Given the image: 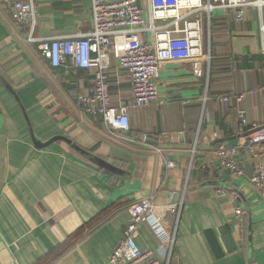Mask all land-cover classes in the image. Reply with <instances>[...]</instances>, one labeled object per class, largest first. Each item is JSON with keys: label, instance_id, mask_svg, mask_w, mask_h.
I'll return each mask as SVG.
<instances>
[{"label": "crops", "instance_id": "crops-1", "mask_svg": "<svg viewBox=\"0 0 264 264\" xmlns=\"http://www.w3.org/2000/svg\"><path fill=\"white\" fill-rule=\"evenodd\" d=\"M33 1L39 40L92 30L91 0ZM139 4L147 15L149 0ZM202 18L207 39L199 72L191 63L165 64L158 101L131 108V129L123 136L77 105L94 91L93 70L52 68L40 43L28 42L30 27L15 23L0 0V264H107L131 208L148 198L162 230L144 222L135 241L161 264H264V197L250 183L264 167V143L248 147L253 129L239 115L243 110L250 123L264 126L258 16L248 9L239 22L232 10L216 8ZM122 43L111 49L109 82L114 104L126 108L133 103L131 84L116 76ZM145 134V144L135 141ZM221 147L239 148L245 177L220 166L214 155ZM181 200L179 214L168 211Z\"/></svg>", "mask_w": 264, "mask_h": 264}, {"label": "built area", "instance_id": "built-area-1", "mask_svg": "<svg viewBox=\"0 0 264 264\" xmlns=\"http://www.w3.org/2000/svg\"><path fill=\"white\" fill-rule=\"evenodd\" d=\"M92 30L85 35L56 37L39 40L35 37L36 6L33 0L5 3L10 8L12 20L19 26H29V43L39 42L40 56L52 67L66 70H93L94 91L81 97L79 108L93 115L101 116L108 131L126 136L131 129L129 110L144 109L159 99L157 80L165 64L191 63L198 73L205 59L202 40V14L216 8L234 12L239 22L245 19L248 9L255 10L259 21V34L264 51V0H149L147 15L139 0H91ZM148 34L145 42H139L140 35ZM117 40H123L118 53V79L126 78L131 84L133 103L120 108L113 102L110 92L109 72L111 49ZM221 101L230 104L232 99L221 96ZM243 96H236L234 102L241 104ZM186 104L188 102H185ZM242 125L251 127L253 132L247 138L248 147L264 143V126L250 123L245 111H239ZM147 134L135 140L145 144ZM132 141V140H131ZM254 151V150H253ZM238 147H221L215 152V159L232 177H245L238 161ZM167 162L168 168L174 167ZM261 196L264 197V167H259L250 180ZM184 202L170 206L168 211L179 214ZM131 222L123 239L116 246L107 264H161L155 253L140 249L135 241L142 223L154 221L162 230V217L157 216L153 198L140 200L130 210ZM243 212L237 210V215ZM166 246L168 261L173 252L175 237L169 238Z\"/></svg>", "mask_w": 264, "mask_h": 264}, {"label": "trees", "instance_id": "trees-1", "mask_svg": "<svg viewBox=\"0 0 264 264\" xmlns=\"http://www.w3.org/2000/svg\"><path fill=\"white\" fill-rule=\"evenodd\" d=\"M245 214V213H244ZM244 214H242V216L244 215ZM245 222H246V227H247V225H248V222H247V220L245 219ZM81 236V231L80 232H78V233H76L74 236H72V237H70V239H69V241L67 242V244L63 247V248H61L60 249V251L62 252V254H60L59 256H57L58 258H60V257H62V256H64V255H66L72 248H73V243H75L77 240H78V238ZM57 258V259H58Z\"/></svg>", "mask_w": 264, "mask_h": 264}, {"label": "rangeland", "instance_id": "rangeland-1", "mask_svg": "<svg viewBox=\"0 0 264 264\" xmlns=\"http://www.w3.org/2000/svg\"><path fill=\"white\" fill-rule=\"evenodd\" d=\"M36 21H37V17H36ZM202 30H203V34H202V40H203V45L205 46V40L207 39L206 37V33H204V21H202ZM28 30H29V26H27Z\"/></svg>", "mask_w": 264, "mask_h": 264}, {"label": "water", "instance_id": "water-1", "mask_svg": "<svg viewBox=\"0 0 264 264\" xmlns=\"http://www.w3.org/2000/svg\"><path fill=\"white\" fill-rule=\"evenodd\" d=\"M79 151H80V150H79ZM247 174H248L249 177H251V175H253L252 170H251L250 168H248V167H247ZM177 197H178V196H177ZM177 197H176V196L174 197V201H176V202H177Z\"/></svg>", "mask_w": 264, "mask_h": 264}]
</instances>
